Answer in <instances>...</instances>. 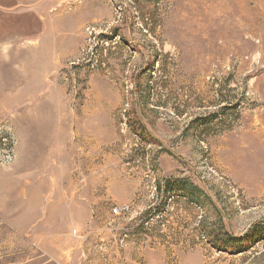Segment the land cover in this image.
<instances>
[{"label": "rangeland", "instance_id": "rangeland-1", "mask_svg": "<svg viewBox=\"0 0 264 264\" xmlns=\"http://www.w3.org/2000/svg\"><path fill=\"white\" fill-rule=\"evenodd\" d=\"M0 264H264V0H0Z\"/></svg>", "mask_w": 264, "mask_h": 264}, {"label": "trees", "instance_id": "trees-1", "mask_svg": "<svg viewBox=\"0 0 264 264\" xmlns=\"http://www.w3.org/2000/svg\"><path fill=\"white\" fill-rule=\"evenodd\" d=\"M141 78H139L138 81H140ZM155 80L156 79L153 77V75H149L146 79H144L145 83L144 85H142L143 87L141 86V88H143L141 92V98L147 99L151 97V92L154 90V86L156 84ZM131 126L137 135H142V131H143V130L141 131L142 126H140L139 129L136 128V125H131ZM165 184L171 186V190L177 189L176 187L181 188L182 190L185 189L184 187H181L183 186L181 182H177V183L174 182L172 185H170L169 182H166ZM207 240L216 250L221 252L224 251V252L239 254L247 251V249L249 248L248 235L244 237H237L224 231L222 233H218V234H214L213 236H210Z\"/></svg>", "mask_w": 264, "mask_h": 264}, {"label": "built area", "instance_id": "built-area-1", "mask_svg": "<svg viewBox=\"0 0 264 264\" xmlns=\"http://www.w3.org/2000/svg\"><path fill=\"white\" fill-rule=\"evenodd\" d=\"M115 212H117V210H115Z\"/></svg>", "mask_w": 264, "mask_h": 264}]
</instances>
